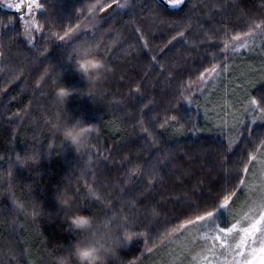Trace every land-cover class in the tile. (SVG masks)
<instances>
[{"label":"trees","instance_id":"16d2710c","mask_svg":"<svg viewBox=\"0 0 264 264\" xmlns=\"http://www.w3.org/2000/svg\"><path fill=\"white\" fill-rule=\"evenodd\" d=\"M81 2L56 0L52 14L67 15L73 4ZM134 2L131 15H117L98 28L84 29L63 49L56 48L60 41L48 39V28L33 33V48L25 39L20 15L0 10V264H58V257L74 240L87 238V233L72 232L62 219L64 210L54 199V193L62 189L74 197L72 211L91 215L98 232L107 231L116 241L122 235V217L128 216L133 230L146 227L151 233L149 247L154 241V251L177 233L174 230L192 202L218 192L225 177L229 187L236 181L231 170L239 165L241 153L231 157L228 170L222 167L220 153L226 143L219 127L196 135H177L157 129L151 117L158 115L162 123L165 115L174 114L172 106L181 92L187 96L199 88L202 94L196 92L194 99L200 107L180 101V109L192 114L203 128L197 118L203 110L206 80H199V74L205 67L219 64L222 68L235 58L231 45L227 53L221 51L225 32L247 31L253 21L264 19V0H189L178 14L163 11L155 0ZM10 19L11 25L5 28ZM38 19L46 23L43 14H38ZM81 22L90 24L89 19ZM181 30H185L187 43L177 38L169 44ZM252 41L255 58L245 59L250 79L252 74L255 78L264 75V35L258 33ZM45 48L49 49L48 59L40 55ZM89 49L112 68L95 84H85L72 70L63 71L57 65V59H62L68 66L69 54L75 59ZM46 70L48 75H44ZM247 81L236 83L247 88ZM58 83L91 91L87 96L73 95L62 104L55 97ZM137 86L140 93L135 91ZM231 103L226 101L223 106ZM145 104L149 107L144 108ZM58 116L61 123L80 118L94 122L98 131L77 151L56 131ZM142 119L159 150L141 139ZM254 128L257 138L264 135V129ZM209 147L211 152L206 150ZM18 154L28 161L27 167H11ZM133 169L143 175L129 190L126 185ZM154 174L155 185L146 192V180ZM133 200L136 207L131 206ZM153 207L159 212L155 220ZM113 212L116 218L109 224ZM166 232L173 234L161 242L160 236ZM142 252L143 240L134 238L117 246L110 264L131 260L141 264L148 255L144 252L141 256Z\"/></svg>","mask_w":264,"mask_h":264},{"label":"snow or ice","instance_id":"6c2138e0","mask_svg":"<svg viewBox=\"0 0 264 264\" xmlns=\"http://www.w3.org/2000/svg\"><path fill=\"white\" fill-rule=\"evenodd\" d=\"M55 3L56 0H0V4H3L5 8L13 9L17 13H21L24 10L20 15V20L24 35L33 48L35 47L33 43L35 40L34 32L43 33L48 28L50 32L48 39L54 38L55 41H60L61 43L57 44L56 48L63 49L74 37L78 38L82 30L89 27L98 28L101 22L112 20L117 15H131L136 8L134 0H103L102 4L91 13L84 10L81 2L73 4L72 12L67 15L60 13L53 15ZM185 3L186 0H155L157 7L172 14H178L183 11L182 6ZM237 7L240 6L237 5ZM241 11H243V8H241ZM38 14L45 16L46 23L40 22ZM73 15L75 17L74 23L72 22ZM82 19H89L90 24H83L81 22ZM66 20L68 23H65ZM11 23L10 19L8 24L3 26L7 28ZM169 26L171 27V25ZM187 28L190 29L191 25L189 24ZM136 31L140 33L139 28ZM258 33L264 35V19L259 22L253 21L252 24L248 25L247 31H237L231 35L226 31V38L222 40L223 47L221 51L227 53L230 45L232 51L238 52L241 48L248 49L249 42ZM177 38H181L187 43L185 30L178 31L168 43L171 44ZM140 39L144 41V47L148 48V41L143 33L140 34ZM96 47L99 48V44ZM47 53H49V49L45 48L40 55L48 59ZM0 55H3V53H0ZM151 59L156 61L155 56ZM57 65L63 71L71 70V64L69 63L68 66H65L62 59H57ZM227 68L228 66L224 65L222 70L227 71ZM220 70L221 66L219 64H212L211 67H205L200 72L198 79L205 81L212 77L213 74L218 76ZM48 72L49 70H46L44 75H48ZM41 79H44V76ZM246 83L248 87L244 88L243 112L241 116L239 118L234 117L231 124L223 121L220 125H217L221 129V135L224 136L226 143L225 150L220 153L223 161L222 167L228 170L231 157L235 156L238 151L241 153L239 165L231 170L237 179L229 187V179L225 177V185L218 192L205 197L199 202H192L189 205V212L185 214L179 228L174 230V232L182 233L187 229H193L196 232L201 229H207L211 233L209 251L212 252L213 256H216L217 252H221L223 256L222 261L218 260L216 264H264V135H261L260 138L254 135V126L264 129V87H257V85H264V75L250 79ZM191 86L192 82H189L188 87L191 88ZM253 89L255 92H253ZM135 91L140 93L139 86H137ZM196 92L202 94V90L199 88L187 96L181 92L177 102L172 106L174 114L165 115L162 123L158 115L152 116L151 123L159 130L164 132L174 131L177 135H196L206 131V129L198 126L192 114L187 111L182 112L180 109V101H183L188 106L196 104L197 109L200 107L194 99ZM148 107V104L144 105V108ZM141 111L143 113V109ZM144 115L147 114L145 113ZM140 123L142 125L141 133L143 134L141 139L147 141L152 148L159 150V144L153 132L144 126L143 119ZM206 150L212 151L210 147ZM160 163L163 164V161H160ZM27 164L28 161L22 154H18L11 167L25 168ZM257 173H259L258 183L251 180V177ZM9 175H11V171ZM142 175V172L133 169L130 172L131 179L126 188L131 190L133 186L139 184ZM155 181V174L146 180V192L154 187ZM121 191L123 192L124 189ZM89 192L93 199L100 202V197L95 192H92L91 189H89ZM140 195L143 196L144 193ZM130 203L132 207H136L137 202L135 200ZM110 204L111 202H108L107 206L110 207ZM151 215L154 220L159 216V212L155 207L151 209ZM115 218V212H113L108 223L111 224ZM122 220L124 226L122 235L116 237L117 246L120 244L127 245L134 238H139L143 240L144 252L151 253L157 245L153 241L152 246L149 247L152 236L147 228L133 230L129 226L128 216H123ZM172 234L173 232L164 233L160 236V241L163 242L164 239H167ZM191 243L193 246L196 245L195 236H193ZM144 252L141 253V256L144 255ZM136 259H139V257ZM127 264H136V260L128 261ZM187 264H214V262L209 260L207 256L200 257L198 255L196 260H188Z\"/></svg>","mask_w":264,"mask_h":264},{"label":"clouds","instance_id":"9594fccd","mask_svg":"<svg viewBox=\"0 0 264 264\" xmlns=\"http://www.w3.org/2000/svg\"><path fill=\"white\" fill-rule=\"evenodd\" d=\"M103 0H82V7L91 13L97 9ZM71 64V70L83 79L85 84H95L100 81L105 73L111 72L112 68L106 64L99 55L90 49L83 54H72L67 58ZM90 89L70 86L67 83H58L55 88V97L66 104L73 95L87 96ZM58 134L68 146L79 151L87 146L91 134L98 131L94 122H86L82 118L72 123H61L59 116L54 125ZM57 205L64 210L62 219L67 222L72 232L87 233L85 239L74 240L68 250L58 257V264H110V259L116 254V241L110 238L107 231L98 232L91 215L80 211H72L74 197L66 189L54 193ZM199 253H193L191 259L196 260Z\"/></svg>","mask_w":264,"mask_h":264},{"label":"rangeland","instance_id":"374dc122","mask_svg":"<svg viewBox=\"0 0 264 264\" xmlns=\"http://www.w3.org/2000/svg\"><path fill=\"white\" fill-rule=\"evenodd\" d=\"M0 6L5 8L3 4H0ZM5 9L14 11L13 9ZM252 42H249L248 49L241 48L238 52L233 51L236 55L231 62L226 64L228 66L227 71L222 70V67L218 76L213 74L212 77L206 80L203 90V110L197 118L198 123L203 128L212 127L218 130L217 125L221 124L220 121H227L231 124L234 117L239 118L241 116L244 88L238 87L240 85L236 81L250 80L247 72L249 66L245 64V59L255 58L252 49L254 42ZM252 79H255L253 74ZM230 100L232 103L225 108L223 104ZM251 180L258 183L259 173L251 177ZM193 236L196 237L195 246L191 243ZM210 236L211 233L207 229H201L199 232L193 229H187L182 233L177 232L158 249L148 253L141 264H187L193 253H199L200 257L207 256L209 260L216 264L218 260L222 261L223 256L221 252H217L216 256H213L212 252L209 251L211 247Z\"/></svg>","mask_w":264,"mask_h":264},{"label":"water","instance_id":"95a60500","mask_svg":"<svg viewBox=\"0 0 264 264\" xmlns=\"http://www.w3.org/2000/svg\"><path fill=\"white\" fill-rule=\"evenodd\" d=\"M188 3H189V0H186L185 5L182 6L183 10L186 8V6L188 5ZM0 10L5 11V12H8V13H16V14H22L23 11H24V10H22L21 13H17L15 11L7 10V9L3 8L2 6H0Z\"/></svg>","mask_w":264,"mask_h":264},{"label":"flooded vegetation","instance_id":"af4514ba","mask_svg":"<svg viewBox=\"0 0 264 264\" xmlns=\"http://www.w3.org/2000/svg\"><path fill=\"white\" fill-rule=\"evenodd\" d=\"M18 15H21V14H18Z\"/></svg>","mask_w":264,"mask_h":264}]
</instances>
